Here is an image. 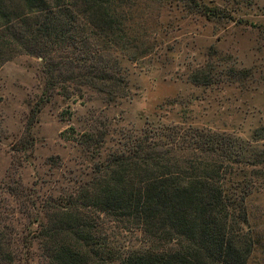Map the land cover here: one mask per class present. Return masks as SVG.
Segmentation results:
<instances>
[{"label":"trees","instance_id":"1","mask_svg":"<svg viewBox=\"0 0 264 264\" xmlns=\"http://www.w3.org/2000/svg\"><path fill=\"white\" fill-rule=\"evenodd\" d=\"M128 1L0 0V65L20 54L41 59L43 87L29 124L55 94L80 99L89 90L107 104L127 98L120 60L135 49L121 14ZM159 1L208 20H233L227 9L199 0ZM107 134L106 125L105 133L62 132L85 152L98 151ZM124 139L88 183L40 202L29 236L17 237L0 207V264L21 262L32 242L47 264H246L253 241L243 229L244 200L263 185L264 151L192 126L146 127ZM5 189L15 196L25 190ZM100 215L133 243L111 246Z\"/></svg>","mask_w":264,"mask_h":264},{"label":"rangeland","instance_id":"2","mask_svg":"<svg viewBox=\"0 0 264 264\" xmlns=\"http://www.w3.org/2000/svg\"><path fill=\"white\" fill-rule=\"evenodd\" d=\"M199 1L227 9L233 20H208L159 0H129L122 6L135 49L121 57L128 96L115 103L89 90L80 99L55 94L29 124L43 87L41 59L20 54L0 65V207L17 237L35 229L40 202L88 183L107 152L122 149L126 135L139 136L146 127H197L264 151V0ZM105 125L108 134L99 152L82 151L62 136L69 127L79 134L105 133ZM50 157H58V165ZM6 184L24 188L26 197L9 193ZM263 185L244 200L243 229L253 241L246 264H264ZM98 217L111 246L132 242L117 223ZM14 264L47 263L32 242L27 256Z\"/></svg>","mask_w":264,"mask_h":264}]
</instances>
